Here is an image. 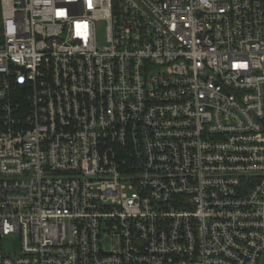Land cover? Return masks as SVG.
<instances>
[{"label": "built area", "instance_id": "obj_1", "mask_svg": "<svg viewBox=\"0 0 264 264\" xmlns=\"http://www.w3.org/2000/svg\"><path fill=\"white\" fill-rule=\"evenodd\" d=\"M0 264H264V0H0Z\"/></svg>", "mask_w": 264, "mask_h": 264}, {"label": "rangeland", "instance_id": "obj_2", "mask_svg": "<svg viewBox=\"0 0 264 264\" xmlns=\"http://www.w3.org/2000/svg\"><path fill=\"white\" fill-rule=\"evenodd\" d=\"M97 38L100 45L105 44L106 41V24L99 22L97 25ZM4 252L6 254H14L18 250V237L12 235L4 239Z\"/></svg>", "mask_w": 264, "mask_h": 264}]
</instances>
